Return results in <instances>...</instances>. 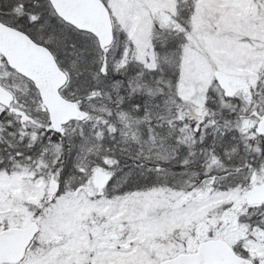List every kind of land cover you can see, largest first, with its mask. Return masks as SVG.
Here are the masks:
<instances>
[{
  "label": "snow or ice",
  "instance_id": "1",
  "mask_svg": "<svg viewBox=\"0 0 264 264\" xmlns=\"http://www.w3.org/2000/svg\"><path fill=\"white\" fill-rule=\"evenodd\" d=\"M0 264H264V0H0Z\"/></svg>",
  "mask_w": 264,
  "mask_h": 264
}]
</instances>
